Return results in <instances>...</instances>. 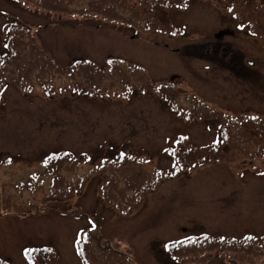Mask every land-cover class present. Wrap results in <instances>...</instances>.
<instances>
[{
  "label": "rangeland",
  "instance_id": "rangeland-1",
  "mask_svg": "<svg viewBox=\"0 0 264 264\" xmlns=\"http://www.w3.org/2000/svg\"><path fill=\"white\" fill-rule=\"evenodd\" d=\"M70 3L0 0L2 264H264V0Z\"/></svg>",
  "mask_w": 264,
  "mask_h": 264
},
{
  "label": "trees",
  "instance_id": "trees-1",
  "mask_svg": "<svg viewBox=\"0 0 264 264\" xmlns=\"http://www.w3.org/2000/svg\"><path fill=\"white\" fill-rule=\"evenodd\" d=\"M70 1H71V3H70L71 6H72L73 2H75L74 5L77 6V8H74V6H72L71 7V11H73L74 9L80 11L82 13L81 16L83 18L90 19L91 17H94V16L98 17L102 13H104L105 14L104 18L108 17L107 19H105V21H112L111 19H116L115 16H114V12L112 10V7H111L112 5H115V4H113L114 0H70ZM78 7H80V8H78ZM67 8H68V6H67ZM67 8H65V10H67ZM109 18H111V19H109ZM107 24H110V23L107 22ZM2 57H4V56H2ZM22 67H24V66L21 65L20 63H18V70H20ZM196 99L197 98H195L192 101L194 102ZM175 102H178V101H175ZM177 106L178 105L175 104V106H170V107H171V109H172V111L174 113H179L181 115H184V118H186L184 112L180 108H178ZM206 118L207 117H203L202 119L203 120H207ZM188 120L191 121V119H188ZM189 147H192V145H190L189 142L187 143V141L185 139V147H182V150H180V152L182 153V155L186 156L191 161V158H192L191 152H189V150L185 149V148H189ZM120 152H122V153H117L116 156H113V157H117L116 163L120 162V161L126 162V159L129 158V156L127 155L125 150H122ZM170 153H173V152L170 151ZM260 153H261V156L264 157L263 151H261ZM61 154L62 155H55V156L61 157V158H64V159H70V160L72 158H74V159L78 160V162H84L85 163V159H83L82 157L81 158H76V157H73L70 154H66V153H61ZM173 154L175 155V153H173ZM86 157L89 158V156H87V155H86ZM210 158L212 159V157H210ZM50 164L53 167H55L56 169H58V167H59V165H58L59 162L55 163V165L52 164V163H50ZM190 165H191V167H193L192 163H190ZM47 169H48V166H47ZM95 172L97 173V170H95ZM164 172H166V173H164ZM74 173H77V170L71 171V173H69L67 175H63V176H65V178H66L67 176H70L71 174H74ZM162 173H164L163 175H169L172 172L171 171H163ZM159 178L162 179V176L158 177L157 180H159ZM53 179H55V177H53ZM84 181H85V176H80L79 178H76V176L72 175L70 181H65L63 178L62 179H57L56 178L54 180V182H52V193H54L52 195L53 198L54 199H58L60 197L67 198L68 194L76 191L77 188L78 189L82 188L83 185H84ZM1 199L3 200L4 204L5 203H9L10 204V202L8 200L0 197V201H1ZM10 213H12V212H10ZM46 250H47V254H46V252H44ZM53 251H55V249H53L50 246L44 247V248L40 249V251H38V250L31 251L29 253V257H30L31 263L34 264L33 261H32V258H33L36 261V264H39V262H40V253L41 252H44V254H46L47 257H49V256L50 257H53V256L55 257L56 254L53 255L52 254ZM0 264H2L1 261H0Z\"/></svg>",
  "mask_w": 264,
  "mask_h": 264
},
{
  "label": "bare ground",
  "instance_id": "bare-ground-1",
  "mask_svg": "<svg viewBox=\"0 0 264 264\" xmlns=\"http://www.w3.org/2000/svg\"><path fill=\"white\" fill-rule=\"evenodd\" d=\"M118 14H119V10H118L117 13L115 14V17H116ZM54 180H55V179H53L52 182H54ZM36 183L39 184L38 182H36ZM33 185H34V188H35V183H33ZM27 195H28V193H27ZM22 197H26V196H25L24 194H22ZM33 197H34V196H33ZM40 198H41V196H40V195H37V199H35V200H37V201H35V202H36V203L39 202V201H40ZM59 199H60V198H59ZM30 200H31V201H34V200H32L31 198H30Z\"/></svg>",
  "mask_w": 264,
  "mask_h": 264
}]
</instances>
